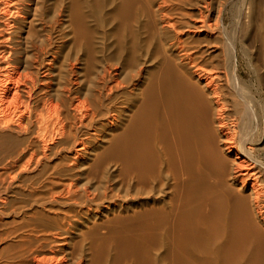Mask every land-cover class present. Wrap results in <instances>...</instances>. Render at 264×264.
<instances>
[{"label":"bare ground","instance_id":"1","mask_svg":"<svg viewBox=\"0 0 264 264\" xmlns=\"http://www.w3.org/2000/svg\"><path fill=\"white\" fill-rule=\"evenodd\" d=\"M246 3L234 42L236 0H0V264H264Z\"/></svg>","mask_w":264,"mask_h":264},{"label":"rangeland","instance_id":"2","mask_svg":"<svg viewBox=\"0 0 264 264\" xmlns=\"http://www.w3.org/2000/svg\"><path fill=\"white\" fill-rule=\"evenodd\" d=\"M247 1L248 0H236L235 7H236L237 13H235V11L233 12L231 8L229 7L228 10L227 11L225 10L224 13L222 14L223 17H222L221 25L222 27L224 26L223 31L225 32L223 33L227 36V38L232 37L234 42H240L242 40L243 33H245L249 28L248 10L246 9ZM238 67L242 70L241 75L243 77L244 69H245V63L243 60H240L238 62Z\"/></svg>","mask_w":264,"mask_h":264}]
</instances>
